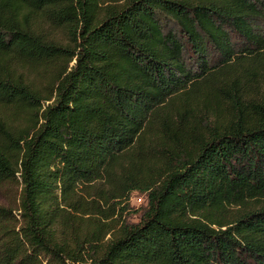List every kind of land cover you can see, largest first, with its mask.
I'll list each match as a JSON object with an SVG mask.
<instances>
[{"label": "trees", "instance_id": "1", "mask_svg": "<svg viewBox=\"0 0 264 264\" xmlns=\"http://www.w3.org/2000/svg\"><path fill=\"white\" fill-rule=\"evenodd\" d=\"M256 81L264 0H0V264H264Z\"/></svg>", "mask_w": 264, "mask_h": 264}, {"label": "rangeland", "instance_id": "2", "mask_svg": "<svg viewBox=\"0 0 264 264\" xmlns=\"http://www.w3.org/2000/svg\"><path fill=\"white\" fill-rule=\"evenodd\" d=\"M43 31L46 35L57 38L60 42L66 44L68 42L67 34L63 31L45 25ZM263 69V68H262ZM259 71H261L259 69ZM225 91H230L232 87H222ZM250 91L256 93V103L262 102L264 100V87H262L260 82L256 81V87H249ZM227 96L224 94V99L221 103L222 108L224 109L223 114H227L229 112L230 101L226 99ZM208 118V117H207ZM212 122V117L209 115V123ZM17 186L16 185H4L0 187V203L3 204H12L15 201L17 195ZM148 201L147 196L144 193H140L139 191H134L129 200L124 201L123 203L118 205L117 212H121V207H123V213L121 219L125 222L135 223L140 220L143 213L146 210ZM116 217L119 218L117 215ZM116 218V219H118ZM111 235L109 234L106 238L108 239Z\"/></svg>", "mask_w": 264, "mask_h": 264}]
</instances>
